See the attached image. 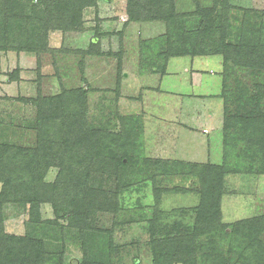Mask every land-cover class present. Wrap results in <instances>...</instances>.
I'll return each instance as SVG.
<instances>
[{"label":"rangeland","instance_id":"374dc122","mask_svg":"<svg viewBox=\"0 0 264 264\" xmlns=\"http://www.w3.org/2000/svg\"><path fill=\"white\" fill-rule=\"evenodd\" d=\"M109 1L98 0L97 8L85 11L83 31H51L47 47L53 53L0 52V163L7 164L16 180L25 170L39 167L45 149L39 142L38 107L41 97L58 95L63 96L69 111L82 114L90 131L110 134L119 155L132 157L125 168L108 165L105 157L99 163L96 158L81 155L69 161L73 175L61 172L60 167L48 169L43 179L48 188L43 189L56 195L57 207L69 209V216L62 218L51 202L43 203L36 217L31 215L29 204L6 205L5 221L0 226V253L16 264L13 253L19 245L4 240L15 237L42 243L44 253L39 264H264V233L258 240L235 235L230 228L227 235L201 234L195 212L200 202L194 192L197 181L179 175L186 167L172 165L168 169L143 161L146 156L150 160L162 157L174 162L181 158L185 163L222 164L227 145V170L238 166L239 172L226 176L223 221L233 224L264 216V153H250L257 148L254 137L239 127L224 131L225 101L228 114L240 110L242 98L264 113V93H260L261 101L257 100L259 90L264 89V70L236 67L226 60L224 46L228 42L243 43V33L250 43L255 32L261 30L264 18L249 11L264 10V0H223L231 7L224 43L221 32L207 34L208 49L203 55L170 58L168 64L174 59L169 68L172 76L163 82L164 86L162 65L169 52L168 25L163 21L129 23L124 29L120 61L86 55L99 33L121 31L127 24V0ZM157 1L163 0H142V11ZM11 3L17 11L24 8L18 0ZM214 5L215 0H175V12L191 33L206 22L196 14L198 9ZM158 9L152 11L158 13ZM222 10L223 6L216 8L215 16ZM247 17L252 18L248 23L244 22ZM258 35H264V31ZM103 40L105 47L118 50L117 37ZM17 69L19 77L11 81L10 75ZM200 69L214 76L210 82L216 89L203 93L213 92L207 97L192 94L196 90L191 84L200 78L194 70ZM170 86L180 87V93L171 92ZM200 112L208 116L191 123L199 127L195 126L197 139L186 140L189 130H182L172 115L181 114L180 120L190 123L191 115L196 117ZM204 128L212 134L199 136ZM170 135L176 138L174 146L158 141ZM48 140L54 142L56 136L50 132ZM208 142L210 149L204 145ZM65 158L67 155L61 156ZM23 195L20 192L17 196ZM83 202L89 211L81 209Z\"/></svg>","mask_w":264,"mask_h":264},{"label":"trees","instance_id":"16d2710c","mask_svg":"<svg viewBox=\"0 0 264 264\" xmlns=\"http://www.w3.org/2000/svg\"><path fill=\"white\" fill-rule=\"evenodd\" d=\"M25 1L18 0L20 6L24 7L20 12L15 10L11 0H5L4 2L0 0L1 53H53L47 47L50 32L53 30H61L65 33L83 31L85 11L90 8H97L98 6V0H36L38 5L35 4L34 0H28L27 3ZM150 1L154 2V0ZM222 1L215 0V5L211 9L199 8L196 14L206 19V22H203L204 27L195 32L188 33L183 18L175 12V0H163L160 3L157 1L156 4L150 3L151 10L146 8L145 10L148 11L144 16L142 15V12L145 11H142V0H127V15L129 18L125 27L118 32L107 34L99 33L96 36L98 41L92 44L86 55L117 58L120 61L124 52L122 45L124 29L129 23H145L160 20L168 25L166 36L168 44L167 52L169 53L166 54L167 57H165L162 65V71L166 74L170 58L185 57L192 53L194 57L203 55L202 52L208 49V44L205 41L207 34L221 32L222 43H224L225 37H228L231 7ZM8 6H10L9 10L5 9ZM221 6H223L222 13L219 16H215L216 8ZM154 7L159 8L158 13L152 11ZM163 7L165 9L162 11ZM249 12L253 15L255 14V16L264 18V10L254 8ZM215 17L218 18V26ZM251 19V17H247L244 19V22L248 23ZM260 31H264V23L261 25V30L255 32L256 36L250 38V43L246 42V33H243V43L238 45L230 42L226 45L223 44L226 49V60L235 64L236 67L264 70V35H260L262 37L260 39L258 35ZM104 37H108L109 40L117 37L119 40L118 50H114L108 44V47H105ZM256 39L257 41L255 42ZM174 45L177 46L173 49ZM169 50H173L172 53ZM197 73L199 76L201 75V73ZM19 74L20 70L17 69L10 75V80L16 81ZM199 80L200 78L196 82H199ZM260 93L263 94L264 89L259 90L257 94V100L259 99L261 101L262 97ZM63 99L62 95L47 98L41 97V105L38 107V123L41 129L39 142L41 148L44 146L45 154L39 161V167L35 166L33 170H25V174L22 175L20 180H16L8 169L7 164L0 163V183H2L0 191V226L5 221L4 207L8 204L18 202L29 204L33 217L38 216L40 206L48 202H51L55 206V212L57 214L61 213L62 218L66 219L69 216L68 213L71 212L69 209H60L57 207L56 195L43 189L47 187L43 183L45 172L51 167H60L62 169L61 172L73 175V168L69 165V161L81 155L96 158L99 160V163L105 157L108 165H117L123 168L127 166V163L132 157L119 155L118 146L111 140L110 134L106 135L103 133L101 135L102 132L100 130L90 131L84 124L82 114L69 111L64 105ZM252 103L249 99L245 101L242 98L241 103L238 105L240 110H237L234 114H228V106L225 101L224 131L239 127L241 131L247 132L251 138L254 137L253 143L257 147L251 151L249 150L250 153L256 152L259 154L261 152L264 153V113L256 110L255 104ZM50 132L56 136L54 142L49 140L46 142ZM42 134H45V136ZM44 137L45 140L42 139ZM224 146L222 164L185 163L182 161L170 162L163 159L150 160L146 156L143 158V161L147 165L149 163L158 164L162 165V168L167 167L168 169L172 165H179L180 168L186 167L180 171L179 175H182L186 179L190 176L192 180L197 181L196 185L198 187L194 189V192L200 197V202L195 208V212L197 215L198 231L201 234L211 236L221 233L227 235L225 234L226 230L230 228L235 235H242L247 240H258L260 235L264 233V216L242 220L233 224H228L223 221L222 199L225 196L226 176L229 173L239 172L238 166H235L232 170H227V167H229L227 163L228 149H226L227 145ZM62 155H67V158L62 160ZM126 161L128 162L126 163ZM258 171H260L259 173H263L262 170ZM20 192L24 195L17 196ZM82 204L84 206L81 209L83 211H89V206L86 207L87 203L83 202ZM253 232L256 235L252 234ZM0 239H2V232H0ZM4 240H11L19 245V248L13 253V258L17 261L16 264H39L42 262L44 248L41 242L15 237H7ZM0 256H2L1 253ZM7 261L11 264V260H6L2 256L0 264H5Z\"/></svg>","mask_w":264,"mask_h":264},{"label":"crops","instance_id":"0c3cea01","mask_svg":"<svg viewBox=\"0 0 264 264\" xmlns=\"http://www.w3.org/2000/svg\"><path fill=\"white\" fill-rule=\"evenodd\" d=\"M110 1H112V0H110ZM109 1V2H110ZM101 8V7H100ZM100 13H99V15H101L100 16V18L102 19V20H104V17H103V14H101V11H99ZM105 22H107V21H102L101 23L103 24V23H105ZM113 32H118V31H112L111 33H113ZM104 33H106V32H104ZM110 33V32H109ZM144 41V40H143ZM143 41H141V42H143ZM172 60H174V59H172ZM171 60V61H172ZM171 61H170V64H171ZM170 64H168L169 66H168V68H167V74H165L164 75V77L161 79V84L163 85V82L164 81H167V79H169L170 77L169 76H172L171 75V73H170V71H169V68H170ZM208 64V63H207ZM194 72H199V73H201V72H203V74L201 73V75H200V78H201V80H199V82H195L194 84L195 85H192L191 84V88H193L194 90H196V91H192V94H193V96H195L194 95V93H199L198 94V96L197 97H207L208 95H211V94H213V92L212 93H209L208 95H203V93H205L206 91H208V90H211V91H213V90H215L216 89V86L214 85V83H212V82H210V80H211V77L213 78L214 76H211V75H209V73H206V71L205 70H202V69H200V70H194ZM22 74H23V71L21 72ZM175 75V74H174ZM176 76V75H175ZM22 78V77H21ZM176 78V77H175ZM197 78H198V76H197ZM211 84H213V85H211ZM161 85V86H162ZM164 86V85H163ZM171 87V92H173V93H180V87H172V86H170ZM169 88V87H168ZM168 88H166L167 90H170V89H168ZM202 88H204V90L205 91H203V89ZM161 90H162V88H161ZM164 91V90H163ZM190 94V93H189ZM181 95H182V93H181ZM180 95V97H184V95H182L181 96ZM192 96V95H191ZM191 96H188L187 95V97L186 98H189V97H191ZM196 97V96H195ZM207 115V112H205V113H199V114H197V116L196 117H192V115H191V119L192 120H190V123L189 122H185V121H182V120H180V118H181V114H179L178 115V113H175V116L174 115H172V118L174 117V119H176L177 118V120H178V125H179V127L180 128H182V130L185 128V129H188L189 130V132H190V135H187V138H186V140H192L193 139V137H195L194 135H197V131L195 130V126H197L196 124H194V126H191L194 122H198V120H200L201 118H205V116ZM208 116V115H207ZM147 121V120H146ZM145 121V125H144V127H145V130L143 129V132L144 133H146V126H147V122ZM192 123V124H191ZM187 124H189L190 126H187ZM179 128V130H178V132H181V129ZM197 128H199L198 126H197ZM163 130L162 129H159V132H162ZM175 131H177V129L175 130ZM200 133H198V135L200 136H202V137H205L206 135L207 136H210L211 134H212V132L210 131V129H208V128H204V129H202V131H199ZM158 136H160L159 134H158ZM178 138V137H177ZM210 138V137H209ZM208 138V141L210 140ZM176 138H174L172 135H170V137L168 138V137H165V138H159V140H158V138H157V140L158 141H160V142H162V143H170L169 145L170 146H174L175 144H176V141H174ZM195 139H197L196 137H195ZM171 140V141H170ZM196 141V140H195ZM192 142V141H191ZM202 144H203V142H202ZM204 145H207V148L208 149H210V142H208V143H206V144H204ZM175 149V148H174ZM159 153H161V152H159ZM162 154V153H161ZM160 159H163V160H167V159H165V158H162V157H159ZM177 159H179V161L180 160H183V159H181V158H177ZM176 160V159H175ZM221 160V159H220ZM185 161H186V159H185ZM192 163V162H191ZM211 163H213V162H211ZM214 164H217L216 162L214 163Z\"/></svg>","mask_w":264,"mask_h":264}]
</instances>
